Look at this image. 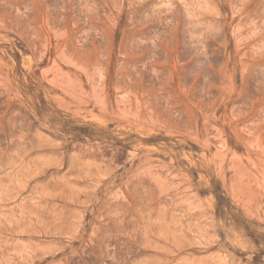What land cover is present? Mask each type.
Returning <instances> with one entry per match:
<instances>
[{
  "label": "rangeland",
  "instance_id": "374dc122",
  "mask_svg": "<svg viewBox=\"0 0 264 264\" xmlns=\"http://www.w3.org/2000/svg\"><path fill=\"white\" fill-rule=\"evenodd\" d=\"M0 264H264V0H0Z\"/></svg>",
  "mask_w": 264,
  "mask_h": 264
}]
</instances>
